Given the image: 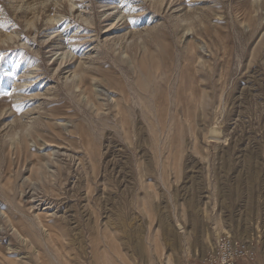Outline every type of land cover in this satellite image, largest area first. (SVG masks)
Wrapping results in <instances>:
<instances>
[{"label":"rangeland","instance_id":"obj_1","mask_svg":"<svg viewBox=\"0 0 264 264\" xmlns=\"http://www.w3.org/2000/svg\"><path fill=\"white\" fill-rule=\"evenodd\" d=\"M220 234L264 264V0H0V264Z\"/></svg>","mask_w":264,"mask_h":264},{"label":"built area","instance_id":"obj_2","mask_svg":"<svg viewBox=\"0 0 264 264\" xmlns=\"http://www.w3.org/2000/svg\"><path fill=\"white\" fill-rule=\"evenodd\" d=\"M259 243L220 234L196 264H241L253 261L259 253Z\"/></svg>","mask_w":264,"mask_h":264},{"label":"water","instance_id":"obj_3","mask_svg":"<svg viewBox=\"0 0 264 264\" xmlns=\"http://www.w3.org/2000/svg\"><path fill=\"white\" fill-rule=\"evenodd\" d=\"M209 136H213V137H220L221 136V132L218 129H210L209 131Z\"/></svg>","mask_w":264,"mask_h":264},{"label":"bare ground","instance_id":"obj_4","mask_svg":"<svg viewBox=\"0 0 264 264\" xmlns=\"http://www.w3.org/2000/svg\"><path fill=\"white\" fill-rule=\"evenodd\" d=\"M97 88V87H96ZM99 96V95H98ZM41 199V198H40ZM35 201H37V200H35ZM41 201V200H40ZM32 203V202H31ZM33 204V203H32ZM45 204V203H44ZM40 205V202H38L37 204H36V206H39ZM231 235V234H230Z\"/></svg>","mask_w":264,"mask_h":264}]
</instances>
